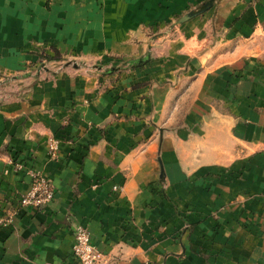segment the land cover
I'll use <instances>...</instances> for the list:
<instances>
[{
  "label": "crops",
  "instance_id": "obj_1",
  "mask_svg": "<svg viewBox=\"0 0 264 264\" xmlns=\"http://www.w3.org/2000/svg\"><path fill=\"white\" fill-rule=\"evenodd\" d=\"M123 1L0 0V73L41 49L144 57L64 66L0 101V213L32 169L55 186L0 226V264H78L79 224L114 264H264V0H217L149 57L151 24L202 0Z\"/></svg>",
  "mask_w": 264,
  "mask_h": 264
},
{
  "label": "rangeland",
  "instance_id": "obj_2",
  "mask_svg": "<svg viewBox=\"0 0 264 264\" xmlns=\"http://www.w3.org/2000/svg\"><path fill=\"white\" fill-rule=\"evenodd\" d=\"M72 1H82V5L89 4L94 6L96 4L100 9H104L108 6L115 5L116 0H72ZM122 2H124L122 0ZM94 3V4H93ZM200 7L198 4H192L188 9L183 10L181 13H176L170 17L167 21L157 22L151 24V27L148 28V39H146V44H148L147 50L145 51V56L149 57L152 53L153 46L164 37H168L171 33L177 31L176 29L180 28L184 23L178 24L177 22L186 14L197 11ZM201 15V14H200ZM199 16V15H198ZM194 18V17H193ZM191 20V19H190ZM44 55H47L43 49L39 51V63L37 65H28L26 69L22 72L16 73H0V101L7 99L9 97L24 94L27 89H29L32 82L37 79L39 76L49 73L54 74L57 70L63 68L64 66H74L76 68H86L100 73H120L125 69L133 66L134 58L124 59L122 56H110L108 62H102L99 56L94 57H78L76 56L75 51L70 52L67 56L56 58L59 61H50L45 59ZM99 57V59H96ZM114 58V59H113ZM144 58V57H143ZM133 60V61H132ZM113 72V73H112Z\"/></svg>",
  "mask_w": 264,
  "mask_h": 264
},
{
  "label": "built area",
  "instance_id": "obj_3",
  "mask_svg": "<svg viewBox=\"0 0 264 264\" xmlns=\"http://www.w3.org/2000/svg\"><path fill=\"white\" fill-rule=\"evenodd\" d=\"M57 148L58 140L52 139L50 142L52 155L56 154ZM29 175L32 179L30 189L21 195L16 207L0 213V226L10 225L23 211L39 210L54 200L55 186L49 176L33 169L29 171ZM73 256L78 264H114L110 257L94 246L90 230L80 224L74 227Z\"/></svg>",
  "mask_w": 264,
  "mask_h": 264
},
{
  "label": "water",
  "instance_id": "obj_4",
  "mask_svg": "<svg viewBox=\"0 0 264 264\" xmlns=\"http://www.w3.org/2000/svg\"><path fill=\"white\" fill-rule=\"evenodd\" d=\"M217 0H208L203 6H201L197 11H192L188 14H186L185 16H183L181 19H179V21L177 22L178 24L180 23H184L190 19H192L193 17H196L200 14H202L203 12H205L206 10H208L210 7H212L214 5V3ZM134 63H136L137 65H140L144 62V58H140V59H136L133 61Z\"/></svg>",
  "mask_w": 264,
  "mask_h": 264
},
{
  "label": "trees",
  "instance_id": "obj_5",
  "mask_svg": "<svg viewBox=\"0 0 264 264\" xmlns=\"http://www.w3.org/2000/svg\"><path fill=\"white\" fill-rule=\"evenodd\" d=\"M207 1H208V0H202L201 2L198 3V7L203 6ZM44 57H45V59H49V60L54 59L53 57H51V56H49V55H44ZM55 57H56V56H55ZM56 58H59V56L56 57ZM133 66H136V65L133 63Z\"/></svg>",
  "mask_w": 264,
  "mask_h": 264
}]
</instances>
